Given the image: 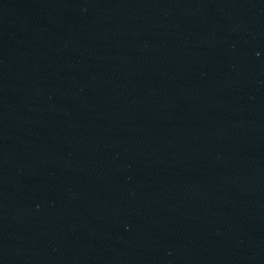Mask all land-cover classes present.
Listing matches in <instances>:
<instances>
[{"label": "water", "instance_id": "1", "mask_svg": "<svg viewBox=\"0 0 264 264\" xmlns=\"http://www.w3.org/2000/svg\"><path fill=\"white\" fill-rule=\"evenodd\" d=\"M0 264H264V0H0Z\"/></svg>", "mask_w": 264, "mask_h": 264}]
</instances>
